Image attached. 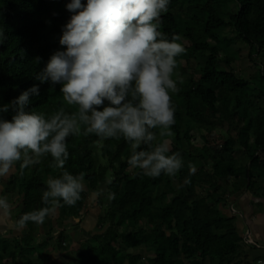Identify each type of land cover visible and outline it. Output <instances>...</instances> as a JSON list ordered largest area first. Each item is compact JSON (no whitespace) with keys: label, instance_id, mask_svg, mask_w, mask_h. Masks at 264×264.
<instances>
[{"label":"trees","instance_id":"obj_1","mask_svg":"<svg viewBox=\"0 0 264 264\" xmlns=\"http://www.w3.org/2000/svg\"><path fill=\"white\" fill-rule=\"evenodd\" d=\"M70 2L0 0V30L6 36L0 40V106L33 85H39L40 95L30 98L29 110L52 113L63 105L61 86L52 89L35 75L55 51L64 50L59 40L73 15L66 7ZM162 20L169 37L178 34L182 43L188 42L177 58L184 83L173 96L177 111L171 148L181 153L185 166L174 178H148L138 175L139 170L130 172L127 161L132 150L122 137L103 141L95 135L69 137L65 168L74 175L84 174L88 192L104 188L98 198L102 211L95 245L85 243L69 264L243 262L245 242L236 217L227 216L224 207L230 196L245 189L252 192L264 178V0H171ZM237 40L248 46L246 58L257 68L250 81L237 77L232 69L241 60L239 53H233ZM251 86L256 90L251 91ZM13 114L10 111L5 118L10 120ZM193 130L202 140L195 153L186 149ZM51 161L48 156L24 169L17 162L7 194L21 199L19 217L44 207L41 197L47 179L62 171L51 167ZM258 191L263 196L264 189ZM110 192L115 199H108ZM87 197L83 191L75 206L61 202L56 209L59 220L83 219ZM36 226L25 225L27 232L15 243L20 251L10 248L12 254L1 253L0 264H20L16 255L33 250ZM122 228L129 232H120ZM58 239L60 249L66 251L62 244L68 237L61 233ZM137 249L152 257L143 261L133 251ZM6 257L11 258L6 261ZM22 264L33 263L26 258Z\"/></svg>","mask_w":264,"mask_h":264},{"label":"clouds","instance_id":"obj_2","mask_svg":"<svg viewBox=\"0 0 264 264\" xmlns=\"http://www.w3.org/2000/svg\"><path fill=\"white\" fill-rule=\"evenodd\" d=\"M170 3L71 0L66 5L73 15L62 28L59 44L64 50L55 51L35 79L52 89L60 85L63 105L74 110L63 105L52 113L29 110L30 98L40 95L39 85L0 106V177L17 162L24 169L48 156L50 166L62 170L47 179L41 197L44 207L24 213L17 221L20 227L43 223L61 202L75 206L81 199L84 174L65 168L69 137L95 135L101 141L122 137L132 150L128 166L144 177L174 178L184 168L181 153L171 150L169 139L176 123L173 96L184 83L177 58L185 52L180 35L169 37L162 30ZM3 39L5 32L0 30ZM10 111L14 114L9 120L5 114ZM102 194V189L94 193ZM115 196L110 192L108 199ZM10 208L0 194V210Z\"/></svg>","mask_w":264,"mask_h":264},{"label":"crops","instance_id":"obj_3","mask_svg":"<svg viewBox=\"0 0 264 264\" xmlns=\"http://www.w3.org/2000/svg\"><path fill=\"white\" fill-rule=\"evenodd\" d=\"M13 168L16 169V166ZM12 170L6 177H0V194L4 195L11 204V208L7 212L0 210V254L5 251L12 254L11 250H9L10 248L12 250L15 249L20 251L19 246L17 247L15 243L22 241L24 234L28 230L25 226L20 227L17 223L20 219V212L23 210L18 195L10 196V194H7L10 193V191H7V182L11 176L16 173L13 174ZM260 187L264 189V178L256 183L252 192L245 189L242 192L236 193L232 197L230 196L224 207L227 216L236 217L237 229L245 242L242 254L243 258L241 257L243 259L242 264H264V194L262 193L263 196L257 195ZM86 205L88 210L89 205ZM56 213L60 217L57 210ZM50 217L51 216L46 217L43 223H37V226L35 227L37 235L34 236L35 239L31 244L33 250L30 252L24 251L21 256L16 255L17 261L20 264H22L23 260H26V258H29L33 264H58L59 260L54 261L55 259L52 260V257H50V251L52 254L56 255L57 253H61L59 250L60 248H58L57 245L52 246V243H50L52 246L50 249L48 243H42V239L45 238V235L50 236L51 234H59L60 236L61 232L65 233V231L71 230V224L66 225L64 222L65 224H63V227H54L53 224L50 226V223L45 222ZM71 239L73 243L76 240H74V238ZM36 241L40 242V248H37ZM74 245L78 246V242L77 244L74 243ZM46 247L50 251L47 250V252H45ZM70 249H72V247H70ZM71 253L73 254V249ZM69 255L71 254L69 253ZM8 258L11 257H6L4 259L8 261ZM257 259V263H254ZM59 263L63 264L61 261Z\"/></svg>","mask_w":264,"mask_h":264},{"label":"rangeland","instance_id":"obj_4","mask_svg":"<svg viewBox=\"0 0 264 264\" xmlns=\"http://www.w3.org/2000/svg\"><path fill=\"white\" fill-rule=\"evenodd\" d=\"M229 36L236 38V36L232 33L229 34ZM183 43L188 45V42H186V40H184ZM248 52H249L248 46L237 40V44H236V46H234L233 53H239L241 60H237L236 63L232 66V69L235 72V74L237 75V77H241L247 81H250L252 76L257 72V68L255 67V65L252 62L249 61L248 58H246ZM193 65H194V62H193ZM263 65H264V62H263ZM181 66L185 67L186 64L184 62H182ZM251 89H252L251 91L256 90L255 87H253V86H251ZM255 93H258V92L255 91ZM158 131L159 130H157V132ZM191 135L193 138L192 143H190V145L188 144L186 146V149L187 150L192 149L193 150L192 152L195 153V151H196L195 149L202 145L201 135H200L198 130H193ZM173 138H174V134L171 137H169V139L171 141V148L173 145ZM136 170L137 169H131L130 172H133ZM12 171L14 174L16 172V169L13 168ZM102 190H104L103 187H102ZM84 191H86L88 193L86 203L89 205L86 216L83 219L80 218L78 220H75V219L70 218V219L64 221L66 223V225L71 224V228H70L71 230L65 231V235L68 237V241L65 242V244L61 243L64 248H66V249L68 248V249L66 251L59 249L61 253H57L56 255H54L46 247L45 252H47V250L50 251V257H52V260L55 259L54 261L59 260V262L61 261L63 264H69L70 261L77 258V252L81 248H85V243L88 242V243L95 245L94 238L99 234V231H100V228L98 225V218L101 214L102 208H101V206H99V201H98L99 196L94 195V193L88 192L86 186L84 188ZM45 222L50 223V226H52V224H53L54 227H57V224H59V225H61L62 223L65 224L63 222V220H59V216L56 212H54L51 215V217L49 219H47ZM126 231L127 230L125 228L120 229V232H122V233H128L129 232V230L127 232ZM61 233H64V232H61ZM73 233H74V236H73ZM58 238H59V234H57V235L51 234L50 236L45 235V238L42 239V243L43 242L48 243V246L50 249L53 245L54 246L57 245L58 248H60L59 247L60 241ZM71 238H74V240L76 239L74 243L77 244V242H78V246L74 245ZM50 243H52V246ZM71 244H73V245H71ZM36 245H37V248H40V242L36 241ZM70 247H72V249H73V254L71 253L72 249H70ZM36 250H39V249H36ZM133 251L137 255H141L143 257V261L152 257L145 250L137 249V250H133ZM69 253L71 255H69ZM59 262H58V264H60Z\"/></svg>","mask_w":264,"mask_h":264},{"label":"built area","instance_id":"obj_5","mask_svg":"<svg viewBox=\"0 0 264 264\" xmlns=\"http://www.w3.org/2000/svg\"><path fill=\"white\" fill-rule=\"evenodd\" d=\"M259 264H262V263H259Z\"/></svg>","mask_w":264,"mask_h":264}]
</instances>
